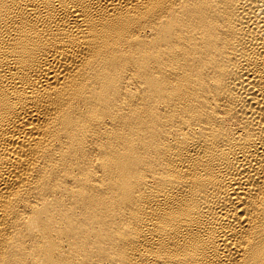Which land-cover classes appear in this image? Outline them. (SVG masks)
<instances>
[{"label": "bare ground", "instance_id": "1", "mask_svg": "<svg viewBox=\"0 0 264 264\" xmlns=\"http://www.w3.org/2000/svg\"><path fill=\"white\" fill-rule=\"evenodd\" d=\"M0 264H264V0H0Z\"/></svg>", "mask_w": 264, "mask_h": 264}]
</instances>
